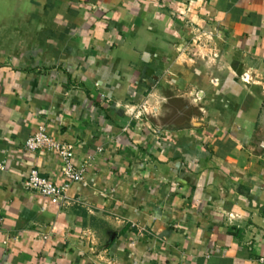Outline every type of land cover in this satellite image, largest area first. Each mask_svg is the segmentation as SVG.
I'll list each match as a JSON object with an SVG mask.
<instances>
[{
  "label": "crops",
  "instance_id": "crops-1",
  "mask_svg": "<svg viewBox=\"0 0 264 264\" xmlns=\"http://www.w3.org/2000/svg\"><path fill=\"white\" fill-rule=\"evenodd\" d=\"M0 162V264H261L264 0H0Z\"/></svg>",
  "mask_w": 264,
  "mask_h": 264
},
{
  "label": "built area",
  "instance_id": "built-area-1",
  "mask_svg": "<svg viewBox=\"0 0 264 264\" xmlns=\"http://www.w3.org/2000/svg\"><path fill=\"white\" fill-rule=\"evenodd\" d=\"M186 12L187 9L185 10ZM188 22H190L189 19ZM202 32L205 33L204 31ZM124 112L130 119H139L147 115L150 110L147 108V102L142 101L137 104H126L124 106ZM34 152L52 153L59 159L61 165V182L60 184H56L50 178L40 174L36 169H30L23 182V187L26 191L43 197L48 204L58 205L64 198L70 185L80 182L85 178L87 166L84 163H75L72 148L50 136L41 127L32 133L23 144V153ZM3 167L4 162H0V169H3ZM2 220V213L0 211V227ZM258 262L264 264V253L258 257Z\"/></svg>",
  "mask_w": 264,
  "mask_h": 264
}]
</instances>
